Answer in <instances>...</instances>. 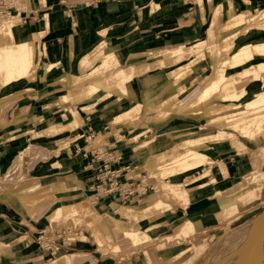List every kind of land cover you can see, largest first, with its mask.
Masks as SVG:
<instances>
[{
	"label": "crops",
	"instance_id": "0c3cea01",
	"mask_svg": "<svg viewBox=\"0 0 264 264\" xmlns=\"http://www.w3.org/2000/svg\"><path fill=\"white\" fill-rule=\"evenodd\" d=\"M5 1L0 0V15L19 16L13 33L16 41H29L32 34L44 31L45 19L48 30L39 39L42 56L37 62L35 79L18 87L22 89L15 94L21 99L16 112L10 115L11 127L0 128V174L9 168L13 156L31 137L27 131L37 132L34 128L40 123L53 122L62 119V116L65 121L66 108H74L80 113L87 136L85 134L71 144L69 152L57 156L55 168L51 165L49 171L38 176L41 184L49 189L43 193L47 194V198L54 196L56 202L62 205L63 213H67V207L72 206L68 217L48 222L45 214L35 219L39 208L30 214L28 208L12 194L0 192V264H49L63 256L73 259V264H173L182 246L195 244L205 233L226 228L227 222L237 221L238 227L246 226L264 212V209L256 212L257 203L242 205L245 200L234 203L239 191L228 192L244 177L250 179L264 172L263 145L258 146L257 151H244L247 149L242 139L249 137L250 131H227L225 126L215 123L213 126L217 131L180 141L196 128L195 123L189 122L192 118L180 113L164 123H148L142 136V131L135 133L140 130L138 128L127 132L119 140L105 138L103 146L93 149L89 139L111 132L118 126H111L103 118L105 101L97 103V98L105 93L106 86L101 87L100 95L89 100L60 104L61 98L68 97V89L76 87L72 84L63 87L61 80L71 74L80 75V58L101 45L105 53H114L119 62L115 70L106 76L110 80L115 78L109 85L117 84L128 75H134L133 83H137L128 85L130 94L119 97L116 93L108 99H120L130 104L156 103V99L164 98L172 86V83L167 85L168 73L185 67L189 61L184 64V59L194 54L165 59L160 56L163 51H174L201 39V35H206L218 8V24H225L231 15L253 6L264 7V0H201L204 22L195 0H20L17 7L12 4L7 6ZM152 5H156L157 9L151 10ZM192 57L194 55L189 57L190 60ZM256 60L262 61L264 58L258 57ZM211 65L210 62L194 68L195 72L200 73L187 80L185 90L177 93L173 99L184 101L182 105L191 102L193 91L201 88L210 76ZM156 72L164 79L154 86L145 85L144 77ZM259 79H262V74ZM227 84L223 90L231 87L228 81ZM157 89L159 93L152 94L151 90ZM2 92L0 101L4 98ZM26 92L29 93L27 96ZM206 125H210V122ZM120 131L116 129L114 136L119 137ZM230 136L234 137L237 146L231 142ZM145 141H149V144L142 147ZM168 149L195 151L211 160L212 169H216L220 162L225 167L219 164L215 174L211 172L206 176H201V168L197 173L200 177L191 181L198 177L193 174L189 182L175 180L183 174L181 172L162 178L158 174L162 156L158 153ZM90 161L92 165L88 168ZM150 171L156 172L160 179L167 180L159 183L156 190V179L150 177ZM185 183L187 189L183 187ZM126 190L130 191L124 199ZM260 200L264 201V181ZM180 203L183 207H178ZM258 204L263 205V202ZM120 206L125 207L119 211L117 208ZM233 212L235 214L229 218L219 220ZM79 213L86 216L87 227L102 243L100 247L104 250H118L123 243L132 244L135 251L118 260L114 255L107 256L80 244L85 241L82 239L86 238L84 236L76 239L79 241L77 244L66 243L63 237L65 230L59 224ZM116 214L119 218H116ZM128 217L134 225L121 221ZM76 221L80 222V219L76 218ZM121 224L144 233L147 240L132 243L123 237ZM191 232L194 233L187 242H167L184 239ZM99 235L103 237L102 242ZM42 236L47 241L46 248L39 246ZM68 241H75V238H68ZM161 244L164 246L159 248Z\"/></svg>",
	"mask_w": 264,
	"mask_h": 264
},
{
	"label": "bare ground",
	"instance_id": "6f19581e",
	"mask_svg": "<svg viewBox=\"0 0 264 264\" xmlns=\"http://www.w3.org/2000/svg\"><path fill=\"white\" fill-rule=\"evenodd\" d=\"M19 2L20 0H16V3L19 4ZM195 2L200 10L201 20L204 22V10L201 0H195ZM155 7L157 6L152 5L151 10H154ZM219 15L220 10L218 8L214 12L212 23L206 31V41L203 39L194 41L174 51H163L160 55L165 59L175 58L177 56L190 54L195 49L203 47L204 44L208 45L209 59L212 60L210 76L196 92L198 93L196 96H194L196 93L193 91V99L191 102L182 105L184 101L179 100L177 104H172L170 106V112L162 110L167 101L183 90L182 86L185 85L184 82L186 80H192L194 78L193 76L199 74V72H195L193 68L199 64V57L191 59L185 67L168 73L167 85L172 83V86L168 88L166 91V94H168L164 98H159V101L156 99L158 102L149 105H143L139 102L132 103L114 114L110 118L109 123L112 124L117 121H122L124 124L131 123L138 120L143 113L149 112L150 114L154 113L152 116V123L159 124L165 122L166 119L175 113L174 109L176 106H181L184 112L196 118H208L210 126L218 123L220 126L230 125L233 129L241 133L250 131V134H248L249 137H244L245 140L253 141L255 144L264 143V122H259L257 125H255L256 122H254V118L257 116L264 118V60L253 61V65H249L247 68L238 72V75L243 77L258 71L262 73L259 90L254 91L249 98H247V88L238 87L237 90L231 91V88L223 90L224 87L228 86L227 78L229 74L226 73L227 70L230 71L243 67L248 62L256 60L258 57L264 58V36L255 37L251 35V32H247L248 28L264 31V7L260 8L253 6L245 11L231 15L225 24H218ZM8 16L10 17L0 20V93L9 88H17L24 82H32L35 79L37 62L42 56L39 39L43 37L42 35L48 30V23L45 19L44 31L39 34H32L29 41H16L13 33L19 16L14 17L10 14H8ZM8 16L5 15L0 17ZM102 34L105 33L102 32ZM235 40H237V42H235ZM115 59L117 58L114 53H105L103 46H98L94 48L90 54L80 58L78 62V66L81 70L80 75L76 76L71 74L61 80V82L69 84L70 82H80L84 79L92 78L95 74H100L101 70L110 68ZM162 79H164L163 76L160 73H156L145 76L143 82L150 87L156 85L157 82ZM133 80L134 78L128 75L113 86H124L127 92H129L130 88L128 85L132 83ZM111 87V85H106L107 90ZM100 91L101 88L95 84L87 83L83 85L82 91L75 94L74 98L77 102L89 100L95 97ZM151 92L152 94L159 93V89L151 90ZM108 94L109 93H104L102 96L98 97L97 103L103 102V100L108 97ZM14 96L17 97L18 94ZM7 101V98H3L0 101V128L3 127L4 123L1 112L6 107ZM62 105H64V103H61V106ZM201 107L204 108L203 112L201 111ZM74 115L75 112L73 111L68 114L69 122L62 129L63 131H68L69 137L64 140L57 139L55 141L51 153L52 157L56 158L64 150L69 151L70 143L83 135V130L72 121L75 118ZM53 129L54 124L51 121H47L44 131H53ZM27 132L32 136V138H30L32 141L38 140L42 136V134H40L41 132L33 130H28ZM101 138V135L96 136L93 141L94 145H97ZM102 144L104 143L97 146H90L95 149ZM31 147H33L31 144L26 145L19 151L17 156H15V175L10 177L12 174L7 172L3 179L0 177V189L11 190L13 196L17 198L25 208H28L27 211L30 214L35 213L37 208L49 205V209L46 212V220L48 222L58 221L62 214L71 215L72 206H68L66 209L67 213H63L62 205L56 202V200L46 203L45 198H42L41 195L38 196V194L37 199L32 198L28 200L26 198V195H32L39 188L38 176L43 172L49 171L48 166L51 167V163L35 165L29 168L32 176L31 178H27V173L23 172L26 168H23V166L27 158L31 156L29 153L32 154L31 151L33 152V150L30 151V149H32ZM206 160L207 158L203 154L189 150L183 154L177 155L168 162H162L158 174L162 178H166L175 175L177 172L185 173L195 169ZM261 181L262 179L258 176L246 179V183L232 188L229 191L230 193L239 191V194L234 197V203H239L243 200L250 203L255 200L258 196L257 190ZM178 207H183V204H178ZM263 228L264 215L254 220L251 227V233L253 235L252 241L241 250L242 258L245 260L246 264H254L256 260L260 259L261 241L258 244V235ZM120 231L124 238L130 240L134 244H139L146 240V235L144 233L136 229H128L123 224H121ZM74 257L76 256H71V258ZM56 264H73V259L70 260L69 257L66 256L58 257Z\"/></svg>",
	"mask_w": 264,
	"mask_h": 264
},
{
	"label": "rangeland",
	"instance_id": "374dc122",
	"mask_svg": "<svg viewBox=\"0 0 264 264\" xmlns=\"http://www.w3.org/2000/svg\"><path fill=\"white\" fill-rule=\"evenodd\" d=\"M5 3L7 4V6L12 4V5L17 7L16 0H6ZM5 15L8 16V14H5V13H3L0 16H5ZM10 15H12V14H10ZM9 17L10 16H8V17H0V20L7 19ZM252 31L256 32V34L252 33ZM247 32H251V35H253L255 37L264 36V31L258 30V29H254V28H248ZM201 39L206 41L205 35H201ZM201 39L196 40V41H200ZM235 42H237V40ZM208 49L209 48H208L207 44H204L203 47H199V48L195 49L194 51L191 52V53H194V54H191V55L188 56V58L184 59L183 63L185 64L188 61H190L189 57L193 56V55H194V57H192L191 59H193L195 57H199V60H200V62H199L200 65H198L197 67H193L195 69H198L199 66H201V65L206 66L210 62L212 63V60L209 59ZM206 57H208V58H206ZM253 61H257V60H252V61L248 62L246 65H244L243 67H240L238 69L230 70V71L227 70L226 71V73L229 74V77L227 79H228V83L231 84V87H230L231 91L232 90H237L238 87L247 88V92H248L247 98H249L250 95L254 91L259 90V84H260V81L262 80V79L261 80L259 79V76L262 73L258 71L256 73H251V74H248V75L243 77V76L238 75V72H240L241 70L247 68L249 65H253L252 64ZM118 63H119L118 60L115 59V61L113 62L112 66L110 68H107L105 70H101L100 74H95L92 78H87L89 80L84 79L83 81H80V82H70L69 84L76 85V87L75 88H71V89L66 88V91L68 89V91H67L68 97L67 98H61L60 99V104L63 103V102H68V103L77 102L75 100V98H74L75 94L79 93L80 91H82L83 85H85L87 83H94L99 88H101L103 86H106V85H109L110 81L114 80L115 78L110 80V78L107 79L106 76H108L112 71L115 70V67H117ZM156 73L158 74L159 72H156ZM153 74H155V73H153ZM194 74H196V73H194ZM204 75H206V73ZM132 77L135 78L134 75ZM202 79L203 78H201L200 81ZM61 83L64 84L63 87H68L69 86V84H65L64 82H61ZM159 83L157 82V84H159ZM186 83H187V80L184 82L185 85L182 86L183 91L185 90ZM134 84L136 85L137 83H133L132 82V83L129 84V86H134ZM19 86L22 87L23 84L19 85ZM18 87L17 88H14V87L13 88H9V89L4 90L2 92L3 97L4 98L6 97L8 99V101L6 103L7 107H5L2 110V112H1L2 118L4 119L3 127L4 126H8V128L11 127L12 122L10 120L12 118H10V115L12 116L14 114V112H16V110L18 108L19 101L21 99V97H19V96H17V97L14 96L17 91H21V89H22V88L18 89ZM165 88L166 87H164L162 89H165ZM130 90H129V92H130ZM198 90H199V88L194 90L195 93ZM129 92H127V90H126V88L124 86H112L110 89H108V90L106 89L105 90V93H109L108 97L105 100H103V101H105V103L103 104V109H105L104 110L105 112L103 114H104L105 117H103V118L106 121L109 122L110 118L114 114L118 113L120 111V109H123V108H125V107L130 105V103L124 102V101H122L120 99H118L116 101H112V99L110 100L108 98H110L112 96V94L118 93L119 97H121V96H125L127 94H130ZM27 94H29V93L26 92V96H27ZM98 94L100 95V92ZM197 94L198 93L194 94V96H196ZM175 96L176 95H174V97ZM173 98H171L169 101H167V103L164 105V107L162 109L163 111L170 112L171 111L170 106L172 104H177L178 103L179 100L176 99V98L175 99H173ZM158 101H156V102H158ZM215 103H217V102H215ZM203 109L204 108L201 107V111L202 112H203ZM65 110H67L64 113L65 116H66L65 121H64V117L63 116H62V119H59V118L56 119L55 121L52 122L54 124L53 131L51 130V131H48V132L44 131L45 126H44L43 123H45V121L43 123H40V125L37 128H34V129H36L37 132H41L40 133V134H42L41 138L38 139V140L32 141V140H30V138H32V136H31L29 138V140H27L25 142V145L20 147V149L18 150V153H19V151L22 148H24L26 145L31 144L33 146V147H31L32 149H30V151L33 150V152L31 151L32 154L29 153V155H31V156H29L27 158V161L25 162V164L23 166V168H26V170H23V172L27 173L26 174L27 178H31V176H32L29 168H32L35 165H43L44 163H51L52 168H55L57 166L56 158L52 157L51 153H52L53 147L55 145V141L57 139L64 140V139L69 137L68 131H66V130L63 131L62 128H64L63 127L64 124L66 126V124L69 122L68 114H70L71 111L75 112V115H74L75 118L72 121H73V123L75 125L79 126L83 130V135L81 137H79L78 139H76L74 142H71L70 146H71V144L76 143L78 140H80L86 134V129L83 126V121L81 119L80 113L77 110H75L74 108H70V109L66 108ZM174 111H175V113H173L170 117H172V116L174 117L175 114H180L181 113L182 115H186V116H189L190 118H192L191 121H189V122H193V123L196 124V128L191 130V131H189L191 134L179 139L180 141H182V140H184L186 138L197 137V136H200V135H203V134L212 133V132L217 131V128L215 126L206 125V123H208V118H204V117L196 118L195 116L184 112V110H183V108L181 106H176ZM153 114L154 113L150 114L149 112H145V113H143L141 115V117L138 120H136L134 122H131V123H127V124H124L122 121H117V122H114V123L110 124L111 126H116V125H118V126H117V128H115L111 132H107V133H104V134H98V135H101L102 138L97 143V145L101 144L105 138H109L111 141L119 140L124 135H126L127 132L136 131L138 128H140V130L135 132V133L137 134V133H140L142 131L140 133V135L142 136L144 134V132H146L145 131V129H146L145 126L148 125V123L153 124L152 123ZM169 118L166 119L165 122L167 120H169ZM196 120H198V121H196ZM254 122H256V125H257L259 122H264V118H260V116H257V117L254 118ZM201 126L204 127V128L201 129L200 128ZM118 128H119V130H121L119 132V134H118L119 137L114 136V134H113L114 131L116 129H118ZM224 129L227 130V131H233L234 130L230 125H225ZM98 135H96V136H98ZM86 136H87V134H86ZM114 137H117V138L115 139ZM134 137H136V135L133 136L132 139H134ZM230 137L232 139L231 142H233L235 144V146H237L238 143L234 141V137L233 136H230ZM94 139L95 138L89 139V141H88L91 146H97V145H94V142H93ZM87 140H88V137H87ZM242 141L245 142V144L243 143V146L247 150H244V149L243 150L246 151V152L252 151L254 149H255V151H257L256 148L258 146H261V145H263V149H264V143L255 144V143H253V141H250V140L247 141L245 139H242ZM148 144H149V141H145L141 145H142V147H147ZM179 145H181V144H178L177 146H179ZM232 148H235V147L232 146ZM185 151H186L185 149H179V150H174V151H170L168 149V150H166L164 152H161V153H158V154H160L162 157H167V158H162V157L160 158V161H162L164 163L166 161L171 160L173 157H176L179 154H183ZM187 151H189V150H187ZM62 152H69V151L64 150ZM18 153H16L15 156H17ZM163 155H165V156H163ZM15 156H13L9 168L5 172L0 174V177H2L1 179L4 178V176H5V174L7 172H9V174H12L10 177H13L15 175L14 174V172L16 171L15 170L16 167L14 166L15 165ZM211 164H212L211 160L209 158H207V160L204 163L200 164L195 169H192V170H190L188 172L183 173L182 175H179L178 177H176L175 180L178 181V182H182V183L184 181H188L189 182L190 176L193 175V174H196V176H198L199 174H197V173H198V171L201 168L203 169V172H202L201 176H206V175H208L211 172H213L215 174L216 171L219 170V168H218L219 164H221L222 167H225L224 164L220 162L216 169H212ZM48 168L50 170L51 167L48 166ZM149 174H150V177L153 176L156 179V182H155V185H154L155 190L157 189L159 183L167 181V180L160 179L158 174L156 172H154V171H150ZM199 177L200 176L192 178L191 181L197 180V178H199ZM259 177L262 179V181H261V184H260V186H259V188L257 190L258 196L256 197L255 200L251 201L250 203H248L246 201V202H244V204H242V205H245V203H246V205H249V204H256L257 203V205H258L257 208L258 209H256V212H260L262 209H264V201L260 200V190H261L262 183L264 181V172H260ZM38 182H39L38 183L39 188L32 195H30V194L26 195V198L28 200H30L31 198L37 199V197L39 195H41L42 198H45L46 203H48L50 201H52V202L55 201V197L52 196V194H50L53 197L51 199V198H47V194L46 193H43L44 190H46V191L49 190L48 186L42 185L39 180H38ZM244 183H246L245 177H244L243 181L239 182L235 187H237L240 184H244ZM144 184L145 183H143V185ZM184 185L185 186H183V187L185 189H187L186 188L187 187L186 183ZM0 192L3 193V194H6V195H11L13 193L11 190H3V189H0ZM37 194H38V196H37ZM217 195H219V194H217ZM259 202H263V205H259L258 204ZM85 204L90 206L89 203H85ZM123 207H125V206H122V208L120 206V207L117 208V210L121 211V209H123ZM48 209H49V205H45V206H42L41 208H39V211L37 212V217L35 219H38V218L44 216L46 214V212L48 211ZM235 212H233V213L229 214L228 216H225V217H223V218H221L219 220L227 219L230 216L234 215ZM68 216L69 215L62 214L60 216V218H66ZM116 216H117V214H116ZM262 216H263L262 214L258 215L257 217L253 218V220H251L246 226H243V227H238V222L237 221H232L231 223L227 222L228 226H226V228H224V229H219V230H217V231H215L213 233L209 232V233L203 234L202 237L198 241L195 242V244L190 243V244H186L185 246H182L181 247V252L175 258V262L173 264H246L245 260H243V258H242L241 250L246 245L250 244V242L252 241L253 235L251 233V227H252V225L254 223V220L256 218L262 217ZM60 218H59V220H60ZM76 218H79L80 222L76 221ZM116 218H119V216H117ZM121 221H123V223H126L127 225H134V222L129 217L126 218V219H121ZM53 224H51V225H53ZM86 224H87L86 223V216L84 214H80V213L78 214V216H73L72 218L67 219L66 221H61L59 225L64 228L65 233H66L63 236L64 237V241L66 243L77 244L79 241H77L76 239H78L79 236L81 238H82V236H84L86 238L85 239L82 238V239L85 240V241L80 242V244H85V245L89 246L92 250H98V251L102 252L103 254H106L107 256L108 255H112V256L114 255V256H116L118 258V260L129 256V254L131 252L135 251V246H133L132 244H123V243L120 244V248L118 250H114L112 248L111 249L107 248L106 250H104L102 247H100L102 243L100 244L99 241H97L95 236L90 231V228H88ZM262 231L258 235V239L260 238V235H261ZM193 233L194 232L189 233L186 236V238H184V239H178V240H174V241H171V240L167 241L166 238H165V240L167 242H175V243L176 242H187L189 240V237H191L193 235ZM71 237L75 238V241H71V242L68 241V238L71 239ZM98 238H99V240L101 242L103 241V237L101 235H99ZM44 239L45 238L42 236L41 243L39 244V246L42 247V248H46L48 246V244H46L47 241H44ZM146 240H147V238H146ZM150 240L151 239H149L144 244L148 243ZM93 241L95 243H93ZM258 243H260V240L258 241ZM144 244H142V245H144ZM163 246H164V244L158 245L159 248H162ZM259 258L260 259L256 260L254 262V264H264V237L261 240V253H260V257ZM56 260L57 259L51 261L49 264H56ZM46 264H48V263H46Z\"/></svg>",
	"mask_w": 264,
	"mask_h": 264
},
{
	"label": "built area",
	"instance_id": "2783aa9c",
	"mask_svg": "<svg viewBox=\"0 0 264 264\" xmlns=\"http://www.w3.org/2000/svg\"><path fill=\"white\" fill-rule=\"evenodd\" d=\"M1 6H4V5H1ZM91 165H92V161L89 162V164H88V168H90ZM98 180H99L100 182L103 181L102 179H98ZM115 185H116V183H115ZM127 191H128V192H127ZM129 191H130V190H126V192H124V195H125V198H124V199L127 198L128 194H129Z\"/></svg>",
	"mask_w": 264,
	"mask_h": 264
},
{
	"label": "water",
	"instance_id": "95a60500",
	"mask_svg": "<svg viewBox=\"0 0 264 264\" xmlns=\"http://www.w3.org/2000/svg\"><path fill=\"white\" fill-rule=\"evenodd\" d=\"M262 215H264V212L262 213ZM263 237H264V229H263V231H262V233H261V235H260L259 240L261 241ZM259 240H258V241H259ZM258 244H259V243H258Z\"/></svg>",
	"mask_w": 264,
	"mask_h": 264
}]
</instances>
